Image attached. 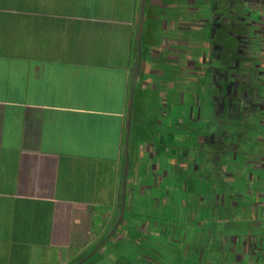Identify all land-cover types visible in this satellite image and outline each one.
I'll list each match as a JSON object with an SVG mask.
<instances>
[{
    "label": "crops",
    "instance_id": "1",
    "mask_svg": "<svg viewBox=\"0 0 264 264\" xmlns=\"http://www.w3.org/2000/svg\"><path fill=\"white\" fill-rule=\"evenodd\" d=\"M237 2L217 0L223 30ZM141 6L0 0V264H77L103 243L110 261L177 212L189 263L264 264L262 237L234 221L239 161L210 158L192 129L208 0H146L142 20ZM172 180L204 187L174 212Z\"/></svg>",
    "mask_w": 264,
    "mask_h": 264
},
{
    "label": "flooded vegetation",
    "instance_id": "2",
    "mask_svg": "<svg viewBox=\"0 0 264 264\" xmlns=\"http://www.w3.org/2000/svg\"><path fill=\"white\" fill-rule=\"evenodd\" d=\"M209 1L211 0H208V3H210L211 7L212 5ZM239 1L240 0H238V2ZM241 2L244 3L243 1ZM248 2H250L249 4L252 7L250 16H252L253 19L250 24L247 25L244 22L243 24L240 23V9L238 8L237 3L235 4L236 11L234 18L232 16L234 12L232 9L230 10L231 16L229 18L230 23L228 24V27H234L236 22H238L239 30L241 29L243 32L251 30V39L249 40L248 44L242 42L244 37H240V34H243L241 31H239V36L238 34H233L232 32L226 34V42L225 44H222L220 38L223 26L220 15L217 11V5L216 14L208 17L204 24L207 38V48L204 52V62L201 72L206 102L203 104L201 112L199 113V111H196V114L198 115L197 121L200 119V114L203 116L201 121L202 126L199 130H205L206 132L205 147L208 149H206L207 151H205V153L209 154V157L213 160H216L217 156L214 157V154L222 153L226 144L221 138V134L224 132V128L222 127L226 125V122H223L224 126H222V122L220 123L218 121L219 118H221V116L224 114V106L217 105L215 108V105L212 106L213 103L210 104L208 99L211 97L213 101L216 100L215 102L219 104L222 102L224 103V100L230 97L229 95V97H226V88H232L237 84L239 85L245 82L243 81L245 80V75L240 74V69L242 68V70L244 69L248 71V77L250 81L247 103V108L250 112L248 141L246 143L244 139L238 140V142H240L239 145L247 144L245 145L247 148L246 150H239V146L234 147L238 150V153L242 154V156H249L248 159H241L244 162L247 160L250 170L247 172L248 175H245V173L242 174V177L240 176V181H244L246 189H249L250 191V213L252 220L256 222V225H254L252 228L256 231V237H263L264 231L261 233L259 226L264 225V0H248ZM230 7H232V4H230ZM257 7L261 8L260 11H257ZM234 38L237 39L235 43L232 42V39L234 40ZM247 46L248 50L246 52ZM192 64L193 68L196 69L197 63L195 59H192ZM230 108L231 107H229V110ZM239 109V106L236 109L234 107V109L232 108V111L230 110L229 113L234 114L235 112H239ZM243 109H245V107H243ZM229 116L231 117V115H228V117ZM197 121L195 120L194 122ZM214 121L216 122L215 124H213ZM242 132L244 133L245 130H242ZM217 133L218 136L216 135ZM209 148H211V151ZM185 201L182 200V203H186ZM185 205L187 206V203L183 204V206L180 208H183ZM176 208L175 202H173L172 211H177ZM174 218L175 216L172 215V220ZM182 222H192V224L199 223L196 218L193 221H190L184 217L182 218ZM257 223L259 226H257ZM175 224L178 225V222H175Z\"/></svg>",
    "mask_w": 264,
    "mask_h": 264
},
{
    "label": "rangeland",
    "instance_id": "3",
    "mask_svg": "<svg viewBox=\"0 0 264 264\" xmlns=\"http://www.w3.org/2000/svg\"><path fill=\"white\" fill-rule=\"evenodd\" d=\"M216 1L217 0L209 1V2H211L212 6L210 7V3H208V5H209L208 6V17L216 14V5L218 4V3H216ZM241 1H243L244 3H242ZM249 3L250 2H248V0H240L239 2H237L238 8L240 9V19H241L240 23H242V24H243V20H245V23L246 22L248 23V21L250 23L253 19L252 16H250V14L252 12V7L250 6ZM260 9H261L260 7H257V11H260ZM239 31H241L243 34H240ZM222 32H224L225 35L228 34L229 32H232L233 34L236 33V34H238V36L240 34V37H244V39H242V42H245L247 44L249 43V40L251 39L250 38L251 37L250 36L251 30H247V32H243L241 29L239 30L238 29V22H236V25L234 27H228V25H226ZM244 34H246V35H244ZM236 40L237 39L234 38V40L232 39V42L235 43ZM247 50H248V46L246 48V52H247ZM240 71L242 72V73L240 72V74L245 75L244 76L245 80H243L245 82H243L239 85L237 84L236 86H233L232 88H226L227 89L226 97H229V96L230 97L226 98L224 100L225 101L224 103L222 102L221 104H219V103L215 102L216 100L213 101V99L211 97H210V99H208V101L210 102V104L213 103L212 106L215 105V108L217 105L224 106V114H223V116H221V118H219L218 121L220 123L222 122V126H224L223 122H226L225 123L226 125L224 127H222V128H224V132L221 134V138H222L223 142L227 143L228 145L224 146L222 153L214 154V157L217 156L216 158L221 159V160L222 159L223 160H230L231 165L233 164L232 160L235 157V159L237 161H239V164L242 166V169L238 170L239 176L242 177V174L246 173L245 175H248L247 172L250 170V167H249V163L247 162V160H246V162H244L241 159L242 158L248 159L249 156L248 155L242 156V154H240V153H237V155H236V154H234L233 151L230 150L231 149L230 148L231 143H233V146H239L238 147V148H240L239 150H241V149L246 150L247 146H245V145H247V144H240L239 145L240 142H238V140L244 139L245 142L247 143V141H248V130H249L248 128L250 127V112H249V109L247 108L248 107L247 103H248L250 81H249V77H248V71L244 70V69L242 70V68L240 69ZM238 106L240 108L239 112H235L234 114L229 113L230 110L232 111V108L234 109V107H235V109H236V108H238ZM229 107H231L230 110H229ZM243 107H245V109H243ZM211 112H212V110H211ZM211 112H210V114H211ZM192 113L194 115L193 117L197 121L198 115L196 114V111L193 110ZM228 115H231V117L230 116L228 117ZM194 118H193V120H194ZM209 119H211V118H209ZM194 121L192 122V124H193L192 129L196 130V129L201 128L200 126H202V122L201 121L194 122ZM210 123H211V121H210ZM215 123L216 122L214 121L213 124H215ZM175 124L176 123L174 121H172V130H177L175 128V126H173ZM242 130H245V132L243 133ZM216 135L218 136V133ZM217 136H216V138H217ZM206 149H208V148H205V150ZM209 149L211 151V148H209ZM197 150H198V148H197ZM198 157L199 156L196 155L195 157H192V159L195 160V159H198ZM236 184H238V187L236 186L237 187V194H236V199H235L234 203H235V208H237L238 212L234 217V221L238 222V224H240V227L242 225H247V226L251 225L250 227H254V225H256V222H254V220H252L251 213H250V210H251L250 209V203H251L250 191H249V189H246L244 181L241 180V181L237 182ZM247 185H248V182H247ZM202 187H204V183L194 184L193 190H188V188L186 187L185 184H183V183L181 184V183H178V182L172 180V200H173L172 203L175 202V204H177L176 207H182L183 204H186V203H182V200L185 197L187 199H189L190 196H192L195 193H198V197H199V195H200L199 192H200ZM243 188H245V189H243ZM197 201L196 202L199 205V199ZM213 202L216 204V202H217L216 198H214V201H212L211 203H213ZM177 214L179 215L178 212H177ZM178 215L175 217H178ZM179 223L177 226H180L182 229H185V225H181V223L179 225ZM172 224H175V221L172 220ZM177 226H175V225L172 226L171 232H166V233L162 234L158 230L153 229L152 226H149V228H148V224L143 223L142 225H139V228H138L141 231L142 248H137V247L125 248V250H126L125 255H122L120 257L117 256L115 253L114 254L112 253V255H111L112 257L110 256V258H109L110 261L103 260L101 258V255L99 253H97L94 256L90 257L88 260H86L82 264H191L187 261L188 256L191 257L190 252H189L190 250H189V248L185 242L186 241L185 238H183V237L180 238L177 235L176 229L179 228V227L177 228ZM257 226H259L258 223H257ZM259 227H260V232L262 233L264 231V225L259 226ZM262 242H263V246H264V236L262 237Z\"/></svg>",
    "mask_w": 264,
    "mask_h": 264
},
{
    "label": "water",
    "instance_id": "4",
    "mask_svg": "<svg viewBox=\"0 0 264 264\" xmlns=\"http://www.w3.org/2000/svg\"><path fill=\"white\" fill-rule=\"evenodd\" d=\"M145 2L146 0H142V6H141V20H142V17H143V12H144V5H145ZM138 67H139V61H138V65H137V69L135 71V78L133 80V86L135 84V81H136V75H137V72H138ZM130 128H131V120L129 118L128 120V123H127V137L129 136L130 134ZM127 171H128V159L126 157V166H125V171H124V182H123V190H125V186H126V183H125V180H126V175H127ZM123 212H124V201L122 202L121 204V209H120V213H119V216H118V220L115 224V227L118 228L119 225L121 224L122 220H123ZM115 232L112 231L110 236H112ZM98 250V247H95V249L93 250L92 253H90L88 256H86L85 258H83L82 260H80L77 264H82L84 263L86 260H88L90 257H92L95 252Z\"/></svg>",
    "mask_w": 264,
    "mask_h": 264
},
{
    "label": "trees",
    "instance_id": "5",
    "mask_svg": "<svg viewBox=\"0 0 264 264\" xmlns=\"http://www.w3.org/2000/svg\"><path fill=\"white\" fill-rule=\"evenodd\" d=\"M104 245H105V243H103V244L98 248V250H97V252H96L95 254H97L98 251H99L102 247H104ZM92 251H93V249H92L90 252H88L87 254H84L80 259H82V258L85 257L86 255H89ZM77 261H78V260H77ZM74 264H76V262H75Z\"/></svg>",
    "mask_w": 264,
    "mask_h": 264
}]
</instances>
